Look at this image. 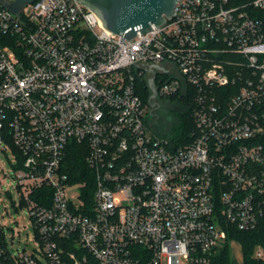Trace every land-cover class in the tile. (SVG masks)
<instances>
[{
	"label": "built area",
	"instance_id": "obj_1",
	"mask_svg": "<svg viewBox=\"0 0 264 264\" xmlns=\"http://www.w3.org/2000/svg\"><path fill=\"white\" fill-rule=\"evenodd\" d=\"M151 28L122 41L79 0L0 1V148L36 241H1L0 264H211L228 225L264 218V0H178ZM152 77L190 140L149 126ZM71 144L89 183L64 170Z\"/></svg>",
	"mask_w": 264,
	"mask_h": 264
},
{
	"label": "rangeland",
	"instance_id": "obj_2",
	"mask_svg": "<svg viewBox=\"0 0 264 264\" xmlns=\"http://www.w3.org/2000/svg\"><path fill=\"white\" fill-rule=\"evenodd\" d=\"M24 10L26 14H30L33 5H27ZM150 108L149 126L156 133L165 136L171 132L173 125L179 120V112L185 109L179 100L156 97L151 99ZM12 163V158H9L0 148V232L7 248L11 252H17L34 248L36 241L27 203L23 201L21 193L9 175ZM229 246L233 264H242L239 242L230 240ZM180 260V264H187L184 257Z\"/></svg>",
	"mask_w": 264,
	"mask_h": 264
},
{
	"label": "trees",
	"instance_id": "obj_3",
	"mask_svg": "<svg viewBox=\"0 0 264 264\" xmlns=\"http://www.w3.org/2000/svg\"><path fill=\"white\" fill-rule=\"evenodd\" d=\"M137 89L144 101H148L150 91L145 78L138 79ZM185 104L182 100L177 99ZM190 107L183 108L179 112V120L173 125L168 135L179 144L192 138L194 124L190 116ZM64 170L71 175L72 181L91 182L93 174L85 162V153L78 148L77 144H71L68 147L64 161ZM227 239L219 250L212 257L211 264H233L229 246L230 240H236L241 246L242 264H264V218H261L257 226L249 230H239L233 226H227ZM3 237L0 232V242ZM261 247L263 255L256 256L257 249ZM142 264H149L143 259Z\"/></svg>",
	"mask_w": 264,
	"mask_h": 264
},
{
	"label": "water",
	"instance_id": "obj_4",
	"mask_svg": "<svg viewBox=\"0 0 264 264\" xmlns=\"http://www.w3.org/2000/svg\"><path fill=\"white\" fill-rule=\"evenodd\" d=\"M14 12L33 0H0ZM87 8L96 13L102 26L112 34L121 35L129 40L137 31L144 33L152 24L157 28L165 23L175 13L178 0H79ZM123 41V40H122ZM124 44V42H123ZM148 85L152 91L149 99L156 97L154 78H150Z\"/></svg>",
	"mask_w": 264,
	"mask_h": 264
}]
</instances>
